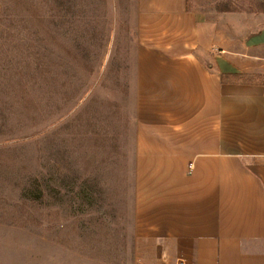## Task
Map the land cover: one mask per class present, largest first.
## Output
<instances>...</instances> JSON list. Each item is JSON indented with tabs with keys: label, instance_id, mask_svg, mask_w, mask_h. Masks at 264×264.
Returning a JSON list of instances; mask_svg holds the SVG:
<instances>
[{
	"label": "rangeland",
	"instance_id": "374dc122",
	"mask_svg": "<svg viewBox=\"0 0 264 264\" xmlns=\"http://www.w3.org/2000/svg\"><path fill=\"white\" fill-rule=\"evenodd\" d=\"M188 1L223 32L264 26V0ZM28 8L67 22L46 36ZM137 47L136 0H0V264L179 257L136 232Z\"/></svg>",
	"mask_w": 264,
	"mask_h": 264
},
{
	"label": "crops",
	"instance_id": "0c3cea01",
	"mask_svg": "<svg viewBox=\"0 0 264 264\" xmlns=\"http://www.w3.org/2000/svg\"><path fill=\"white\" fill-rule=\"evenodd\" d=\"M136 22L138 236L187 264H264V81L241 80L264 69V26L223 32L188 0H136Z\"/></svg>",
	"mask_w": 264,
	"mask_h": 264
},
{
	"label": "trees",
	"instance_id": "16d2710c",
	"mask_svg": "<svg viewBox=\"0 0 264 264\" xmlns=\"http://www.w3.org/2000/svg\"><path fill=\"white\" fill-rule=\"evenodd\" d=\"M38 1L39 0H32L33 5L37 4ZM35 9H37L36 12H34ZM40 9L41 8H28V10H27V13H28V15H27V18H28L27 19V23L28 24L31 25L33 23H36V25H34V26H36L37 28L40 26L43 29H45V27H47L46 23L51 24V23L54 22V24H56L58 22V23L62 24L63 22H67L66 19L68 17V14L63 13L62 11L58 12L54 8H52V10H51L52 11L51 15L48 14L50 16L48 18L49 19L52 18V21H50V20L47 21L46 17L43 16L42 11ZM46 31H47L46 29L43 30V33L47 36V32ZM82 49L83 48L78 49L79 53L82 51ZM82 53H83V51H82Z\"/></svg>",
	"mask_w": 264,
	"mask_h": 264
},
{
	"label": "built area",
	"instance_id": "2783aa9c",
	"mask_svg": "<svg viewBox=\"0 0 264 264\" xmlns=\"http://www.w3.org/2000/svg\"><path fill=\"white\" fill-rule=\"evenodd\" d=\"M174 262H175L174 264H187L186 259L182 256L176 257ZM164 263H165V259L163 257H161V258L157 259L154 264H164Z\"/></svg>",
	"mask_w": 264,
	"mask_h": 264
}]
</instances>
